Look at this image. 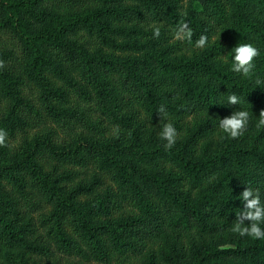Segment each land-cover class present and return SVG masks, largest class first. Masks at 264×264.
<instances>
[{"label":"trees","instance_id":"trees-1","mask_svg":"<svg viewBox=\"0 0 264 264\" xmlns=\"http://www.w3.org/2000/svg\"><path fill=\"white\" fill-rule=\"evenodd\" d=\"M198 1L0 0V256L264 264V241L232 231L246 187L264 202V0ZM240 44L250 78L229 68Z\"/></svg>","mask_w":264,"mask_h":264},{"label":"clouds","instance_id":"clouds-1","mask_svg":"<svg viewBox=\"0 0 264 264\" xmlns=\"http://www.w3.org/2000/svg\"><path fill=\"white\" fill-rule=\"evenodd\" d=\"M188 35L187 32L184 33L185 37ZM206 42L207 37L201 36L196 46L203 48ZM227 54L231 57L230 61H228L230 71L239 74L241 77L250 78L253 60L259 54L258 49L251 44H240L233 47ZM256 84H261V81L257 79ZM239 103V97L232 94L228 95L226 101L220 105H238ZM157 112L159 115L163 114V116H167L164 107L159 108ZM217 119L219 120L218 127L224 134V137L236 139L243 134L248 126L249 111L243 109L235 110L229 116ZM256 127L257 129L264 128V111L260 112ZM6 135L5 131L0 130V145L4 143ZM160 137L166 141L165 147L171 149L175 145L177 137V130L174 125L172 123L164 124ZM239 197L240 201L244 204V208L236 218L232 231L239 233L241 236H248L253 240L264 241V202L261 201L259 190L246 187ZM244 221H248L249 223L245 226Z\"/></svg>","mask_w":264,"mask_h":264},{"label":"rangeland","instance_id":"rangeland-1","mask_svg":"<svg viewBox=\"0 0 264 264\" xmlns=\"http://www.w3.org/2000/svg\"><path fill=\"white\" fill-rule=\"evenodd\" d=\"M205 0H199L197 5H201ZM198 117V116H196ZM195 117V118H196ZM194 119V118H193ZM252 138L254 140L252 145V148L255 149V151H264V129H257L254 132H252ZM107 182L104 180V185H106ZM0 191L5 194H12L11 189L8 187H5V185L0 186ZM130 211L129 208H125L122 212L117 213L114 215V219H118L121 215H126ZM159 242H153L150 243L149 246L152 248H156ZM52 253L48 258L43 257H33L31 259H28V264H82L77 259H69L61 256L60 254H57L51 250ZM18 258L13 254H1L0 256V264H16Z\"/></svg>","mask_w":264,"mask_h":264}]
</instances>
